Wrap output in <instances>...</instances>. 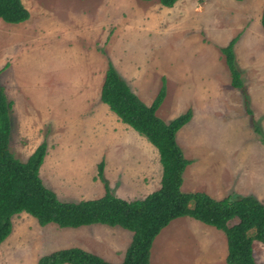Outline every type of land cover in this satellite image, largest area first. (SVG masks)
<instances>
[{"label":"rangeland","instance_id":"374dc122","mask_svg":"<svg viewBox=\"0 0 264 264\" xmlns=\"http://www.w3.org/2000/svg\"><path fill=\"white\" fill-rule=\"evenodd\" d=\"M21 2L28 20L0 21V86L12 103L9 150L24 162L44 144L38 176L45 188L63 201L99 198L102 162L103 179L116 197L139 199L158 189L156 149L100 101L110 63L146 105L164 79L166 95L156 112L164 122L191 111L176 135L189 160L182 191L214 199L252 195L264 204V143L254 131L255 125L264 137V0H178L170 8L158 0ZM235 37L247 106L230 86L220 52ZM11 222L0 264H37L65 247L117 264L132 236L99 224L42 227L26 213ZM252 248L264 264V245ZM225 256L221 231L180 217L155 237L149 264H226Z\"/></svg>","mask_w":264,"mask_h":264},{"label":"trees","instance_id":"16d2710c","mask_svg":"<svg viewBox=\"0 0 264 264\" xmlns=\"http://www.w3.org/2000/svg\"><path fill=\"white\" fill-rule=\"evenodd\" d=\"M150 1V0H142ZM178 0H158L170 8ZM245 1V0H236ZM21 0H0V21L19 24L29 19ZM264 29V10L260 17ZM236 37L220 48L230 75V86L240 90L248 103L241 72L235 64L233 47ZM166 95L164 79L149 105L131 91L126 82L109 63L100 90V100L116 117L157 151L161 166L158 189L143 198L125 200L112 194L103 179V163L97 166V177L104 184V193L96 199L63 201L45 188L38 171L45 156L44 144L39 145L21 162L9 150L11 135L10 109L0 86V244L9 236L13 216L26 213L44 227L79 228L90 225L120 227L131 232V240L123 259L117 264H149L150 249L155 237L172 220L189 217L221 231L226 241V264H258L253 255L254 242L264 245V204L252 195H228L214 199L203 192L181 190L183 172L189 164L176 135L191 119L187 110L169 122L156 114ZM247 106V105H246ZM249 113V110H247ZM254 131L264 143L261 131ZM232 221L235 223L231 224ZM37 264H114L103 258L73 247L41 256Z\"/></svg>","mask_w":264,"mask_h":264},{"label":"crops","instance_id":"0c3cea01","mask_svg":"<svg viewBox=\"0 0 264 264\" xmlns=\"http://www.w3.org/2000/svg\"><path fill=\"white\" fill-rule=\"evenodd\" d=\"M103 80H104V78H103ZM102 83H103V81H102ZM101 86H102V84H101ZM100 90H101V87H100ZM91 93H90V91H89V93H87L86 95H90ZM86 95H85V97H86ZM99 98H100V93H99ZM101 101V100H100ZM127 126V125H126ZM68 248H73V247H65V248H61V249H68ZM77 248H80V247H77ZM61 249H57V250H61ZM82 249V248H81ZM85 250V249H84ZM55 251V250H54ZM85 251H87V250H85ZM53 252V251H52ZM87 252H90V251H87ZM51 253V252H50ZM90 253H92V252H90ZM92 254H94V253H92ZM47 255V254H46ZM95 255H97V254H95ZM97 256H99V255H97ZM100 257V256H99ZM102 258V257H101ZM104 259V258H103ZM105 260V259H104ZM107 261V260H106ZM108 262H110V261H108ZM110 263H112V262H110ZM114 264H116V263H114Z\"/></svg>","mask_w":264,"mask_h":264}]
</instances>
